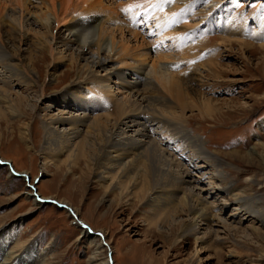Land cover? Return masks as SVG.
<instances>
[{"label": "bare ground", "instance_id": "bare-ground-1", "mask_svg": "<svg viewBox=\"0 0 264 264\" xmlns=\"http://www.w3.org/2000/svg\"><path fill=\"white\" fill-rule=\"evenodd\" d=\"M222 1L172 0L168 3L167 0H121L117 2L118 7H114L112 0H62L58 8L56 0H33L31 5L38 9L34 18L24 16L27 3L19 10L0 9V24H11L19 32L21 41L29 37L31 24H40L44 29V35L37 39L40 47L45 48L54 61L48 72L49 81L59 77L61 66L55 63L68 61L74 64L75 76L64 93L66 99H55L52 103L46 101L38 107L42 112L39 117L43 118L45 135L41 152L50 160L66 164L69 173L82 170L84 163L98 187L114 194L118 213L129 212L134 217L133 211L139 207L136 213L142 212L146 223L145 235L152 242L159 239L169 242V237H166L169 233L162 229L163 226L173 236L179 231L174 244L189 236L202 244L213 240L212 237L220 242V232L215 230L214 223L220 222L224 210L230 211V223H224L225 227H231L232 223L241 225L249 220L259 235L255 224L264 226L262 209L250 207L253 200L261 197L244 198L239 192L236 194L234 180L224 169L225 161L208 150L204 140L188 126L189 110L196 109L204 118V112L217 108L204 96H192L193 89L186 85L182 70L179 71L169 61L165 64L164 60L172 57L178 58V63L192 60L188 58L190 49L198 47L202 42L201 36L209 29L222 27L221 23L229 19L233 1L223 4ZM126 8H130L127 13L123 11ZM103 12L111 13L105 18L101 14ZM73 14H76L75 18L71 16ZM124 14V18L131 15L129 20L138 29L121 22L123 18L120 20V16ZM181 17L193 22L186 30L184 26L180 27L178 19ZM246 19L249 20L245 17L246 22ZM107 21L117 22L115 30H121L120 40L116 32L110 35L105 32ZM246 22L231 21L230 32L242 38ZM258 25L260 29L264 28V20ZM63 26L67 28L63 30ZM146 28L148 34L156 33V39L162 40L159 50L163 54L158 52V61L154 60L149 66L145 64L150 54L147 55L140 46L148 43L141 32ZM126 29L132 38L138 41L142 38L144 42L129 43L130 39H125L124 35ZM67 31L70 36L64 37ZM165 40L169 43L166 44ZM16 61L0 35V117L4 112L14 117L22 116L19 104L23 97L14 93L17 101L11 93L15 86H24L26 91L37 92L40 97L45 92L43 85L39 86L34 70L25 66L21 69ZM196 75L197 78L199 73ZM37 87L41 88L40 91H36ZM60 101L63 106L52 114ZM35 125H24L21 133L24 141L31 143L34 134L35 137L41 135V130ZM79 178L80 181L84 179V174ZM250 180L255 182L253 178L247 179ZM204 190L208 192L207 196L203 195ZM31 194L34 190L28 192ZM37 195L34 199L36 205L48 199ZM230 196L234 197L233 201ZM69 205L70 212L77 218L78 208ZM181 215L185 219H181ZM78 222L83 223L81 219ZM98 237L95 236L96 243L90 245L92 254L87 264H111L107 258L103 259L104 233L99 232ZM12 242L10 238L0 246V264L29 263L28 259L22 260L25 256L21 257L16 251L18 248L14 247L17 246L9 248ZM131 250L127 249V253ZM235 253L241 252L236 250ZM135 256L141 259V264L155 263L146 250L137 252Z\"/></svg>", "mask_w": 264, "mask_h": 264}, {"label": "rangeland", "instance_id": "rangeland-1", "mask_svg": "<svg viewBox=\"0 0 264 264\" xmlns=\"http://www.w3.org/2000/svg\"><path fill=\"white\" fill-rule=\"evenodd\" d=\"M61 1L56 0L58 8ZM112 1L113 6L118 7L117 2L120 3L121 0ZM225 1H233L229 19L221 23L222 27L209 29L201 36V45L190 49L188 58H192L191 61L178 63L179 59L173 57L164 60L166 59L165 64L169 61L179 71L182 70L186 85L193 89L192 96H204L217 108L204 112V118L196 109L189 110L188 126L204 140L208 150L217 153L225 161L224 169L229 178L234 180L235 193H240L244 198L261 197L260 200H253L249 206L262 209L260 212L264 213V28L260 29L258 25L264 20V0H223L222 4ZM30 2L33 0H0V9L19 10L21 5L27 3L24 16L33 17L38 14V9ZM109 13L111 12L101 14L108 18L106 15ZM125 15L120 16V20L123 18L121 22L128 23V26L132 24L130 28L138 29L136 24L131 23V15H128L130 18H124ZM71 16L75 18L76 14ZM245 17L249 18L246 19L247 22ZM178 21L185 30L193 23L182 17ZM231 21L242 24L246 22L242 38L230 32ZM116 24L115 21L105 22V32L109 35L116 32L120 40L121 30H115ZM29 28L32 29L29 37L21 41L19 32L11 24H0V35L17 59V65L21 69L25 66L24 68L34 70L39 86L43 85L45 89L44 95L40 97L37 92L26 91L24 86H15L11 93L16 100L14 93L23 97L19 104L22 116L14 117L4 112L0 117V246L11 238L13 242L9 248L17 246L14 247L18 248L16 251L21 257L25 256L22 260L28 259L29 263L25 264H87V259L92 254L90 245L96 243L94 237H98L101 232L105 237L103 259L107 258L111 264H141V259L135 254L145 250L154 258L153 264H264V226L259 223L255 224L260 231L259 235L255 233L249 220L241 225L232 223L233 227H225L224 223H230V211L224 210L220 215V222L214 223L215 230L220 232V242L211 236L213 240L202 244L195 237L189 236L174 244L179 231L173 236L166 226L162 229L169 233L166 236L169 237V242L160 239L152 242L145 235L146 223L142 212L136 213L139 207L133 211L134 217L129 212L118 213L114 194L98 187L93 175L87 173L84 163L82 170L69 173L66 164L50 160L41 152L45 135L42 130L43 118L39 117L42 112L38 107L43 106L46 101L52 103L55 99H66L64 93L71 86L75 73L74 64L59 61L55 63L61 66L58 70L59 77L49 81L47 76L54 61L49 52L40 47L37 39L45 31L40 24H31ZM65 28L67 27H62L63 30ZM124 32L127 37L125 39H130L128 41L132 45L136 41L144 42L142 38L140 41L132 38L127 29ZM141 32L148 42L140 46L142 50H146L147 55L150 54L148 63L145 64L149 66L157 60V55L163 54L159 50L162 40L156 39V33L148 34L147 28ZM68 36L67 31L64 37ZM165 41L166 44L169 43ZM178 55L182 58V55ZM40 89L37 87L36 91ZM62 101L57 102V106L53 103L55 108L52 114H56L59 106H63ZM27 123L33 126L36 123L35 128L41 130L40 136H32L31 143L24 141L21 134ZM82 174L86 179L80 181ZM250 178L255 182L247 181ZM31 190H34V194L28 195ZM207 194L204 190L203 195ZM36 195L48 199L36 205ZM230 197L228 198L233 201L234 197ZM68 203L78 208L79 218H75L70 212L71 206ZM182 217L181 215V219H185ZM79 219L83 221L82 225L78 222ZM178 222L181 223V220ZM17 243L19 244L16 245ZM127 249L134 252L131 250L127 253ZM234 250L241 253L236 254Z\"/></svg>", "mask_w": 264, "mask_h": 264}, {"label": "snow or ice", "instance_id": "snow-or-ice-1", "mask_svg": "<svg viewBox=\"0 0 264 264\" xmlns=\"http://www.w3.org/2000/svg\"><path fill=\"white\" fill-rule=\"evenodd\" d=\"M167 2H168V3H171L172 0H167ZM137 7H139V5H137ZM129 10H130V8H126V9H124L123 11H124L125 13H127Z\"/></svg>", "mask_w": 264, "mask_h": 264}, {"label": "water", "instance_id": "water-1", "mask_svg": "<svg viewBox=\"0 0 264 264\" xmlns=\"http://www.w3.org/2000/svg\"><path fill=\"white\" fill-rule=\"evenodd\" d=\"M50 202H53V201H50ZM61 205H62V204H61ZM62 206L68 208L66 205H62Z\"/></svg>", "mask_w": 264, "mask_h": 264}]
</instances>
